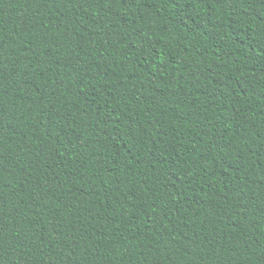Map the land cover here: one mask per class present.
I'll return each instance as SVG.
<instances>
[{
    "label": "trees",
    "instance_id": "obj_1",
    "mask_svg": "<svg viewBox=\"0 0 264 264\" xmlns=\"http://www.w3.org/2000/svg\"><path fill=\"white\" fill-rule=\"evenodd\" d=\"M0 264H264V0H0Z\"/></svg>",
    "mask_w": 264,
    "mask_h": 264
}]
</instances>
